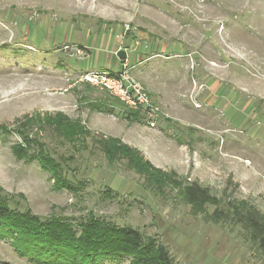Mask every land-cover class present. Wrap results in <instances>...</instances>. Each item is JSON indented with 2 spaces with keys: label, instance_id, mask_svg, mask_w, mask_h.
Returning a JSON list of instances; mask_svg holds the SVG:
<instances>
[{
  "label": "rangeland",
  "instance_id": "obj_1",
  "mask_svg": "<svg viewBox=\"0 0 264 264\" xmlns=\"http://www.w3.org/2000/svg\"><path fill=\"white\" fill-rule=\"evenodd\" d=\"M133 53L149 58L134 67ZM127 60L126 83L159 109L151 119L83 79ZM58 114L87 133L63 136ZM0 125V200L11 208L132 226L179 264H264L240 225L192 214L179 187L101 148L118 138L222 207L247 200L264 214V0H0ZM41 151L47 169L32 158ZM0 264L36 263L0 238Z\"/></svg>",
  "mask_w": 264,
  "mask_h": 264
},
{
  "label": "trees",
  "instance_id": "obj_2",
  "mask_svg": "<svg viewBox=\"0 0 264 264\" xmlns=\"http://www.w3.org/2000/svg\"><path fill=\"white\" fill-rule=\"evenodd\" d=\"M133 115L137 117L139 113L134 112ZM50 119L55 130L67 138L87 133L83 124L72 121L66 115L58 114ZM29 122L30 125L35 119ZM0 129L5 133L9 130L2 125ZM101 148L110 161L127 158L137 172L158 173L162 179L179 187V196L191 206L192 214L204 215L207 221L214 223L240 225L264 256V214L247 200L229 201L226 207H222L223 200L213 194L209 187L197 181L186 182L174 171L157 168L139 151L123 144L118 138H111L110 143L101 141ZM33 155L32 158L38 157L47 169L46 158L42 157L44 153L41 151ZM60 185L69 190L76 188L71 181ZM210 206L215 207L212 212L209 211ZM0 238L11 240L19 255L28 257L36 264H104L120 262L124 257H131V264H179L165 245L155 238L144 237L132 226L104 222L95 216L76 226L68 218L43 219L29 211H18L2 200Z\"/></svg>",
  "mask_w": 264,
  "mask_h": 264
},
{
  "label": "built area",
  "instance_id": "obj_3",
  "mask_svg": "<svg viewBox=\"0 0 264 264\" xmlns=\"http://www.w3.org/2000/svg\"><path fill=\"white\" fill-rule=\"evenodd\" d=\"M130 67L127 60L122 64V67L116 71L89 72L83 76V79L93 84H105L106 88L114 94L119 91L122 93L121 96L125 101L134 108L145 111L151 119L158 113L159 109L152 105L147 92L138 82L132 80L126 83V77L129 76ZM110 84H112L113 87H111ZM150 123L151 125H155L152 121H150Z\"/></svg>",
  "mask_w": 264,
  "mask_h": 264
},
{
  "label": "crops",
  "instance_id": "obj_4",
  "mask_svg": "<svg viewBox=\"0 0 264 264\" xmlns=\"http://www.w3.org/2000/svg\"><path fill=\"white\" fill-rule=\"evenodd\" d=\"M112 49H114V47L112 46ZM133 57V64L132 65H134V67H135V65L137 64V62H138V64H141L142 62H145V61H143L144 59H147V58H149V57H143V55L142 54H140V55H137V54H134L133 53V56H131L130 58H132ZM129 58V59H130ZM132 60V59H131ZM142 60V61H141ZM140 61V62H139ZM131 62V63H132ZM120 65H121V63H120V61H119V63L117 62V69H119V67H120ZM116 69V70H117ZM134 69V68H133Z\"/></svg>",
  "mask_w": 264,
  "mask_h": 264
},
{
  "label": "water",
  "instance_id": "obj_5",
  "mask_svg": "<svg viewBox=\"0 0 264 264\" xmlns=\"http://www.w3.org/2000/svg\"><path fill=\"white\" fill-rule=\"evenodd\" d=\"M118 55H119V57L122 58V59L126 58L125 51H123V50L119 51Z\"/></svg>",
  "mask_w": 264,
  "mask_h": 264
}]
</instances>
